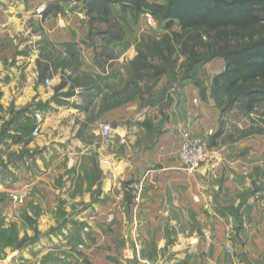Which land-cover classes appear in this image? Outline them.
<instances>
[{"label": "crops", "instance_id": "1", "mask_svg": "<svg viewBox=\"0 0 264 264\" xmlns=\"http://www.w3.org/2000/svg\"><path fill=\"white\" fill-rule=\"evenodd\" d=\"M57 4L62 5L59 0H0L1 103L4 108L26 111L18 119L22 122L23 115L28 116L31 131L34 115L42 116L40 132L28 146L35 155L26 165L18 162L16 170L22 183L19 187L9 183L8 191L37 189L48 196L53 206L81 204L68 214L74 220L105 225L110 223L109 214L113 215V235L124 243L115 251L120 254L121 264L138 252L140 238H152L153 244L147 243V250H153L155 256L147 264H200L202 253L208 251L212 254L210 264H219V254L231 248L224 240L226 232L219 227L220 222L246 218L264 221V214L234 216L211 212L205 217L215 222V230L202 228V207L220 202L203 197V173H209L213 164L218 167L221 155L209 146L207 149L206 144L207 162L200 169L187 172L181 167L178 154L183 131L206 143L205 137L215 131L217 111L203 102L195 85L186 84L167 92L161 91L162 86L140 90L141 79L132 66V56H104L102 68L96 67L92 56H82L76 72H62L60 56L40 55L44 42L56 52L59 43L74 41L69 39L74 37L75 14L70 12L60 19ZM65 57L68 56L61 59ZM79 74L82 84L74 82ZM103 126L109 128L107 137L102 136ZM9 135L3 150L20 149L14 146L21 144V138H11L12 132ZM32 162L33 175L24 180L27 165ZM237 168L240 166L233 167ZM86 173L95 176L94 184L83 181L78 185L82 191L76 193V179ZM138 182H142L143 189L137 207L130 205V211L125 212L128 204L124 190ZM90 190L98 193L92 196ZM256 201H264V196ZM238 203L239 200L234 205ZM191 210L189 218L187 213ZM190 219L200 223V228L175 227L178 220ZM127 223L134 249L123 240L129 236ZM263 226L264 222L248 233L247 228L238 233L237 238L251 256L264 251ZM172 227L177 242L174 246L170 245ZM99 254L100 260L89 263L116 264ZM230 263L241 264L235 260Z\"/></svg>", "mask_w": 264, "mask_h": 264}, {"label": "rangeland", "instance_id": "2", "mask_svg": "<svg viewBox=\"0 0 264 264\" xmlns=\"http://www.w3.org/2000/svg\"><path fill=\"white\" fill-rule=\"evenodd\" d=\"M145 1L148 4L161 6L168 4V0ZM59 2L62 3V5L57 4L60 19H65L67 13L75 14L72 29L74 37L69 39L74 41L59 43L56 52L54 49L51 51L44 42L40 47V55L60 56L59 64L62 72L65 70L76 72L78 59L82 56H92L97 68L103 67L104 56H132V64L137 62L136 70L141 78L140 90L147 91L150 86H162L161 91L167 92L186 84L195 85L201 93L203 102L217 111L218 117L213 122L215 131L205 137L207 140L205 146L207 144V149L209 146L211 150L221 155V163L218 167L213 164L209 173H203L202 192L203 197L220 202L202 207L204 214L202 228L215 230V222H210L205 217L211 212L234 216L241 213H246L247 216L249 213L263 215L264 201L257 203L256 200L264 196V151L262 153L259 151L260 148L264 150V83L234 90H226L223 86L215 88L213 79L224 71L223 59L215 58L197 64L187 63L181 54V43L174 37V33H181V29L178 21H171L170 17L152 15L146 9L137 10L127 2L110 3L106 17L91 14L89 0L79 3L66 0ZM193 4L200 6L199 1H191L187 6ZM61 56L68 57L61 59ZM74 82L82 84V76L79 74ZM250 93L249 97L247 94ZM1 101L2 97L0 98V264H91L90 261L100 260V252L105 259L107 257V260L121 264L120 254L115 251L124 243L113 235L116 223L114 219L105 224L106 226L98 221L74 220L68 217V214L75 212L82 206L81 204L66 206L65 203L53 206L51 200L47 199L48 196L42 195L37 189L12 188L8 191L9 183L11 187H19L22 183L16 170L17 164L22 161L26 165V162L35 155V150L28 147L31 146L34 136L31 131L32 125L28 123V116L23 115L25 120L22 121L23 123L18 119L19 114L26 111L13 107L4 108ZM10 132L14 134L11 138H17L16 136L21 138L19 141L22 145L14 146L20 149L6 152L3 150V142L10 136ZM33 164L32 162L27 165L28 175H24V180H27L29 175H33ZM235 165L240 168L233 169ZM94 177L87 173L79 175L76 179L78 181L76 193L82 191L79 186L83 181L88 185L94 184ZM129 186L127 185L124 190V200L128 204L125 206V212L130 211V205L137 207ZM232 187L235 189L232 190ZM90 191L92 196L98 193L96 190ZM237 200L239 203L235 206ZM192 213L193 210L188 211L189 218ZM263 222L261 218L221 221L219 227L226 232L224 240L231 248H225L224 252L219 254L217 262L231 264L230 261L235 260L241 264H264V251L260 254L255 252L257 255L251 256L244 249L243 242L237 238L240 230L247 228L248 233L254 227H261ZM127 224L126 231L129 232V236L123 240L128 248L134 249L130 223ZM175 224L177 229L200 228V223H195L191 219L188 222L178 220ZM173 228L170 245L174 246L177 242ZM214 240L215 237H212V241ZM151 242L152 238L148 240L140 238V242H137L138 252L132 257L129 255L126 264H142L141 261L147 264L148 260H152L155 253H152L153 250L152 252L147 250V243ZM111 246L114 247L112 250L114 252L111 251ZM171 254L174 255V252ZM211 255L210 251L202 253L203 262L200 264H210Z\"/></svg>", "mask_w": 264, "mask_h": 264}, {"label": "trees", "instance_id": "3", "mask_svg": "<svg viewBox=\"0 0 264 264\" xmlns=\"http://www.w3.org/2000/svg\"><path fill=\"white\" fill-rule=\"evenodd\" d=\"M191 1L200 6H187ZM122 2L178 21L181 33L174 37L187 63L223 59L225 68L213 79L215 88L264 83V0H168L166 6L145 0H89L88 6L91 14L106 17L110 3ZM132 66L137 69V62Z\"/></svg>", "mask_w": 264, "mask_h": 264}, {"label": "built area", "instance_id": "4", "mask_svg": "<svg viewBox=\"0 0 264 264\" xmlns=\"http://www.w3.org/2000/svg\"><path fill=\"white\" fill-rule=\"evenodd\" d=\"M72 3H79L83 0H66ZM42 124V116L40 113L34 115V126L32 135L37 136L40 132ZM109 135V128L107 126L102 127V136L107 137ZM181 147L179 150L178 158L181 167L187 172H193L199 169L207 160L206 146L202 138L192 135L188 131L181 133ZM142 182L134 183L129 186L131 195L136 202H139L142 189ZM114 219L113 215L108 216V221Z\"/></svg>", "mask_w": 264, "mask_h": 264}]
</instances>
